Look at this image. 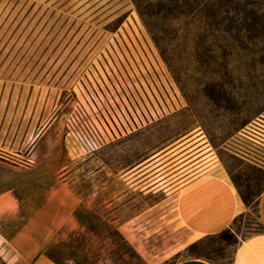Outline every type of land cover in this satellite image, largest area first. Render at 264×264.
<instances>
[{"label":"rangeland","instance_id":"obj_1","mask_svg":"<svg viewBox=\"0 0 264 264\" xmlns=\"http://www.w3.org/2000/svg\"><path fill=\"white\" fill-rule=\"evenodd\" d=\"M162 5L0 0V174L21 200L3 229L12 234L50 187L68 183L81 205L75 228L46 250L58 264H147L130 243L145 232L141 216L175 209L176 194L206 173L227 175L254 207L264 187V0H216L212 19L172 28ZM173 29L181 53L198 34L213 52L180 54L171 71L152 38L172 39ZM188 102L195 117L179 120L193 123L191 137L147 173L121 171L122 156L135 160L137 149L110 144ZM257 223L253 214L196 253L231 264Z\"/></svg>","mask_w":264,"mask_h":264},{"label":"crops","instance_id":"obj_2","mask_svg":"<svg viewBox=\"0 0 264 264\" xmlns=\"http://www.w3.org/2000/svg\"><path fill=\"white\" fill-rule=\"evenodd\" d=\"M6 165L0 157V170ZM9 180V173L0 174V260L3 264H55L46 250L63 230L75 228L80 198L68 183L61 181L47 190L22 225L9 234L3 225L18 213L21 202L9 189ZM174 202L175 209L143 214L141 217L147 220L145 232L130 236V243L147 264L167 263L189 246L229 229L236 218L250 212L237 185L222 172L194 179L176 194ZM256 202L264 226V187ZM174 264L213 263L184 258ZM231 264H264V233L242 239Z\"/></svg>","mask_w":264,"mask_h":264},{"label":"trees","instance_id":"obj_3","mask_svg":"<svg viewBox=\"0 0 264 264\" xmlns=\"http://www.w3.org/2000/svg\"><path fill=\"white\" fill-rule=\"evenodd\" d=\"M160 2L161 4H163L162 6H164L163 8L167 12V21L169 22V24H171L170 27L172 28L173 24L180 20H192L193 22L198 23L202 20L212 19L214 10L213 8L215 7L214 4L216 0H160ZM172 32V39H167V37L163 40H158L154 37L152 38L162 59L171 71L174 69L173 63L175 61H179L176 58L181 57L180 54L190 55L197 58L198 55L204 52L209 54L213 52L212 47L208 48L200 46V43L197 41V39L200 38V36H203V34H198L197 36H195L197 39L193 38L184 41L185 49L181 53V51L178 49V46L180 44L179 41L182 40L180 37V30L173 29ZM205 97L208 101H212V98L209 95H206ZM188 103L189 109L177 112L170 116H164L163 118L154 121L152 124H149L148 126L143 128H138L136 131H132L130 134L122 136L120 139L110 144V146H120L122 152L125 154H128V151L124 149H129L130 151L137 149V158L135 160H130L127 158V156H122V162L119 166L121 167L120 170L126 172H134L138 170L143 171L151 162L157 160L161 155L168 153L172 149V147H174L175 145H180L183 138L191 137L190 134L192 131L190 130V127L193 125V123L189 121L190 124H181L184 121L181 122L179 120V118L190 119L195 117L194 113H191L193 112L192 104L190 102ZM147 170H145V172L143 171V173H147ZM240 195L243 202L247 205V207L250 208V212L236 218L228 230L230 232L233 231V226H235L243 219L255 214L258 221L257 225L260 229L250 235L256 233H264V226L260 222L257 202L255 203L254 207V203L246 198L241 192ZM200 242L201 241L189 246L187 249L177 255L173 260L174 263H176V261L180 257H184L186 259L200 258L211 262V260H209L208 258H205L196 253V249L198 248ZM238 243L239 241L236 242V244ZM48 257L54 263L58 264L56 260H54V258H52L51 256Z\"/></svg>","mask_w":264,"mask_h":264}]
</instances>
